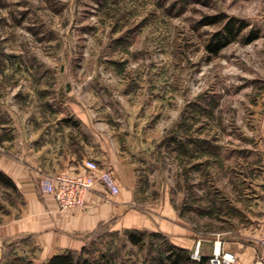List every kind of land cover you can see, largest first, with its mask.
Listing matches in <instances>:
<instances>
[{"label":"rangeland","instance_id":"rangeland-1","mask_svg":"<svg viewBox=\"0 0 264 264\" xmlns=\"http://www.w3.org/2000/svg\"><path fill=\"white\" fill-rule=\"evenodd\" d=\"M227 20L242 28L214 53ZM32 91L42 106L83 108L136 168L132 205L152 229L135 244L126 228H99L78 249L91 261L174 264L166 201L170 221L179 213L200 234V254L263 223L264 0H0V103L31 108ZM18 202L0 184V264H42L31 236L2 234L30 215Z\"/></svg>","mask_w":264,"mask_h":264},{"label":"crops","instance_id":"crops-1","mask_svg":"<svg viewBox=\"0 0 264 264\" xmlns=\"http://www.w3.org/2000/svg\"><path fill=\"white\" fill-rule=\"evenodd\" d=\"M35 94L32 91L37 105L31 108L23 103L24 98H15L18 100L15 106H9L5 101L0 103V107L5 108L0 114V170L13 181L14 190L20 195L16 209L27 210L30 214L26 216L23 212L22 216L8 221L2 234L31 236L42 250L43 264L53 254L80 249L90 233L105 225L152 229L153 219L132 205L137 192L136 168L122 146L111 141L99 123L90 121L83 108L58 110L47 100L46 106H42L40 97ZM260 125L264 138V107ZM86 159H93L100 167L113 172L119 186L117 195L96 183L86 192L82 204L61 208L51 194L39 190L41 178L58 173L74 176L85 172ZM163 208L167 212L160 223L163 233L174 234L172 226L176 225L178 230L174 235L180 241L179 246L191 250L197 240L201 244L200 234L191 229L179 213L175 221L174 217L170 221L167 201ZM262 234L264 219L251 240L213 237L212 245L203 243L201 254L211 255L213 245L219 242L223 250L251 262L262 253Z\"/></svg>","mask_w":264,"mask_h":264},{"label":"built area","instance_id":"built-area-1","mask_svg":"<svg viewBox=\"0 0 264 264\" xmlns=\"http://www.w3.org/2000/svg\"><path fill=\"white\" fill-rule=\"evenodd\" d=\"M84 166L86 171L74 176L58 173L51 177L41 178L38 183L39 190L43 194H51L61 208L82 204L86 192L96 183L101 184L110 194H118L119 186L110 169L100 167L93 159H86ZM199 244L200 241L197 240L191 252L192 258L200 259ZM207 264H264V239L262 240V253L251 262L242 261L234 253L222 250L220 243L217 242L214 244Z\"/></svg>","mask_w":264,"mask_h":264},{"label":"trees","instance_id":"trees-1","mask_svg":"<svg viewBox=\"0 0 264 264\" xmlns=\"http://www.w3.org/2000/svg\"><path fill=\"white\" fill-rule=\"evenodd\" d=\"M242 26H235L231 20H227L224 24L223 31L218 33V35L214 38L210 39L208 48L217 53L223 46L228 44L241 30ZM256 35H251L247 37L245 40L249 41L255 38ZM0 184L14 189L13 181L0 170ZM138 229H126L125 232L129 239L138 244L142 240V232H138ZM167 258L171 260L174 264L179 263L182 259L192 260L191 252L181 246H177L175 244H169L168 246ZM205 255H201L198 261H194L195 264H204L206 260ZM43 264H98L95 261H91L89 257L83 255V249L74 250V249H66L60 253H56L51 255Z\"/></svg>","mask_w":264,"mask_h":264},{"label":"bare ground","instance_id":"bare-ground-1","mask_svg":"<svg viewBox=\"0 0 264 264\" xmlns=\"http://www.w3.org/2000/svg\"><path fill=\"white\" fill-rule=\"evenodd\" d=\"M218 248V247H217Z\"/></svg>","mask_w":264,"mask_h":264}]
</instances>
